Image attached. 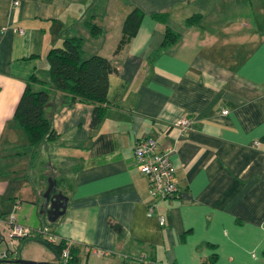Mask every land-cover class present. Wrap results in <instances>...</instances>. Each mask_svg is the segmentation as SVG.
Returning <instances> with one entry per match:
<instances>
[{
    "label": "crops",
    "instance_id": "obj_1",
    "mask_svg": "<svg viewBox=\"0 0 264 264\" xmlns=\"http://www.w3.org/2000/svg\"><path fill=\"white\" fill-rule=\"evenodd\" d=\"M14 1L0 0V213L21 211L16 222L28 228L36 213L44 221V188L14 181L26 156L12 149L29 145L14 111L26 80L48 76V50L83 36L85 57L116 70L97 126L93 104L67 106L53 94L45 108L55 135L39 144L49 166L70 169L51 232L92 264H264V0ZM133 8L139 27L117 50ZM86 22L101 32L92 36ZM167 27L179 40L155 54ZM184 117L194 128L183 132L174 123ZM148 136L174 147L171 199L152 196L138 170L133 145Z\"/></svg>",
    "mask_w": 264,
    "mask_h": 264
},
{
    "label": "trees",
    "instance_id": "obj_2",
    "mask_svg": "<svg viewBox=\"0 0 264 264\" xmlns=\"http://www.w3.org/2000/svg\"><path fill=\"white\" fill-rule=\"evenodd\" d=\"M165 19L164 14L155 15ZM142 18V12L133 8L125 17L122 36L117 50L126 44L136 33ZM199 14L186 19L187 24L198 22ZM92 36L101 32L98 25L86 22ZM180 34L166 28L163 39L155 54L165 50L179 40ZM84 37H66L62 44L52 47L46 53L49 70L48 77H39L33 73L25 82L24 90L14 111V118L23 128L29 145L36 146L45 139L54 137L55 132L50 118L45 114V108L53 94H57L63 104L72 106L77 102L93 104L91 127L97 126L105 113L107 105V89L109 75L116 67L111 61L100 55H84ZM54 234V233H53ZM59 256L55 264H92L80 259L81 247L58 239L56 243H49ZM68 250L66 261L62 257L63 251ZM12 258V256L10 257ZM46 264V263H34Z\"/></svg>",
    "mask_w": 264,
    "mask_h": 264
},
{
    "label": "rangeland",
    "instance_id": "obj_3",
    "mask_svg": "<svg viewBox=\"0 0 264 264\" xmlns=\"http://www.w3.org/2000/svg\"><path fill=\"white\" fill-rule=\"evenodd\" d=\"M47 78L48 76H42ZM13 153H18L22 156H26V160L22 161V170L17 171L16 174L21 179L14 181H25L24 183L27 186L43 187L44 191L48 186L49 180H55L57 184V189H68V182H70V169L69 166L66 167L67 161L60 163V166H56L55 162L50 164L49 150L46 148V145H37L29 146L23 142L18 143L14 149ZM44 181L41 183V180ZM40 183V184H39ZM17 185V184H16ZM67 192V191H66ZM41 194L38 199L41 201L38 202L37 211H39L41 204L43 203V198ZM16 199L13 198L12 202L15 203ZM24 203V202H23ZM10 214H14L15 219L17 217L18 221L22 218V212L16 211L13 208L3 210L0 213V264H18L11 259L17 258L22 260H29L34 262H49L48 259H51L53 256L50 252V249L43 245L39 240L42 235H40V230L47 227L51 231L52 222L43 215L44 221L38 219L39 215L36 213L33 216V219H25V224L29 225L31 233L30 236L19 238L12 235L10 227ZM22 222V220H21ZM44 237V236H43ZM36 254H32V253ZM38 254L39 260H31L27 257H31ZM12 256V258H10ZM50 257V258H47ZM52 262V261H50Z\"/></svg>",
    "mask_w": 264,
    "mask_h": 264
},
{
    "label": "built area",
    "instance_id": "obj_4",
    "mask_svg": "<svg viewBox=\"0 0 264 264\" xmlns=\"http://www.w3.org/2000/svg\"><path fill=\"white\" fill-rule=\"evenodd\" d=\"M15 4L18 2L15 0ZM22 32V30H20ZM227 111L224 110L223 113ZM181 131H187L194 128V121L191 118H181L174 123ZM133 151L136 159L138 170L143 174L148 181L149 192L152 196L161 200L173 198L177 191V183L174 176V167L170 160L171 153L174 151L172 145H167L163 148L155 137L148 136L137 140L133 145ZM155 205L151 204L148 208L149 214H152ZM160 225L164 224V217L158 216ZM10 227L13 236L24 238L30 236V228L16 222L14 214H10ZM40 235H43L49 243H56L58 238L47 227L40 230ZM96 253L102 254L103 250L96 249ZM62 257L66 261L68 258V250L63 251Z\"/></svg>",
    "mask_w": 264,
    "mask_h": 264
},
{
    "label": "water",
    "instance_id": "obj_5",
    "mask_svg": "<svg viewBox=\"0 0 264 264\" xmlns=\"http://www.w3.org/2000/svg\"><path fill=\"white\" fill-rule=\"evenodd\" d=\"M43 203L41 204L40 213L45 215L50 222H55L61 215L65 213L67 206V197L62 194L61 191L57 189V184L55 180H49L48 186L44 191ZM43 245L48 247L55 255L56 259H59L56 251L49 246L45 241H41ZM11 261L18 264H34V263H46V264H55V262H34L29 260H22L13 258Z\"/></svg>",
    "mask_w": 264,
    "mask_h": 264
}]
</instances>
